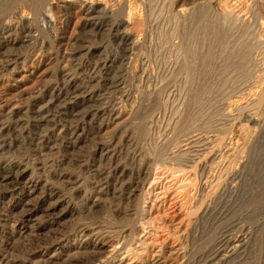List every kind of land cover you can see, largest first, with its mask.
I'll return each mask as SVG.
<instances>
[{
    "label": "bare ground",
    "instance_id": "obj_1",
    "mask_svg": "<svg viewBox=\"0 0 264 264\" xmlns=\"http://www.w3.org/2000/svg\"><path fill=\"white\" fill-rule=\"evenodd\" d=\"M55 13L66 23L80 15L74 37L55 31ZM37 48L56 65L43 70L35 90L0 106V203L24 197L4 220L19 221L9 247L35 244L29 264H101L124 253L120 264H163L168 248L170 264H184L194 227L228 219L215 238L192 239L199 264L257 263L264 241V0H0V72L24 83L42 68L26 67ZM83 151L88 158L77 157ZM73 159L88 164L90 181L55 174V163ZM156 169L188 181L186 213L178 208L174 223L188 220L191 230L179 228L177 240L160 241L157 253L151 247L152 262L128 263L132 236L144 229L138 211L121 204L142 199ZM60 185L76 197L60 196ZM260 217L254 237L240 228ZM9 251L0 247V264H16Z\"/></svg>",
    "mask_w": 264,
    "mask_h": 264
},
{
    "label": "rangeland",
    "instance_id": "obj_2",
    "mask_svg": "<svg viewBox=\"0 0 264 264\" xmlns=\"http://www.w3.org/2000/svg\"><path fill=\"white\" fill-rule=\"evenodd\" d=\"M54 18L57 21L55 23V31L56 32L59 33L60 30L61 31L65 30V31H67V36L69 38H72L76 35V32L78 31V29L80 27V23H81V19H79L80 18L79 14L74 16V18L67 23H66L65 19L60 16L59 13H57V14L55 13ZM54 43H53V46L55 48L56 47L58 48L57 43L56 42H54ZM33 50H30V52H31V53L29 52L30 55L28 54L29 56H28V60L26 61V67L36 68L37 66L41 65L42 68L36 74H34L32 77H30L28 80H26L24 83L19 84V83L14 82L13 73H11V72L9 73V71H1L0 72V79L4 76L7 78V79L5 77L3 78L4 81H7V85L4 88H0V106L5 105L7 102H11V101L18 99L21 92L26 90V89L35 90L37 87H39L41 85V79H42L41 74H42L43 70H46L50 67H54L56 65L54 62H51L48 59L49 57L46 55V53L44 52L43 49L37 48V49H33ZM81 153L78 154L77 157L80 156L82 159H86V157L88 158L89 154L86 151H83ZM75 159H77V158H75ZM69 163H72V164H69ZM55 164H54L55 167L53 166V170H54L55 174L60 173L61 175L66 176V177H70L72 175L77 177L76 175H78V177L80 179L84 180L85 183H87L88 181H90L92 179L91 170H90L91 168L86 163L80 164L78 162H75V160L73 159V160L69 161L68 163H66L65 166H60L58 163H55ZM156 170L153 173L154 175L152 174L149 181L145 184L146 186L144 185L143 193H142L143 194L142 199L140 198V199L134 201V203H132V204H130L127 201H124V204L123 203L121 204V209L122 210L124 209L123 211H128L129 209H135L136 212L137 211L139 212V213L137 212V221L142 223L143 229L145 230V231L142 230L141 233L139 232V234L135 233V235L132 236V241H131V244L129 247V255H128V259L130 260V262H128V263H131L132 261L137 262L140 259H144V258H145L144 260H147L148 262H152L154 260L155 256H154V253L152 254V252H149V251H152L151 247L154 248L156 253H157L158 250L160 251L164 246L163 245L164 242H160V241H164L165 238H167V237L171 238V240H175V241L177 240V230L179 228L182 230L181 232H184V233L187 230H191V228H190L191 222L188 220H185L184 222L185 223L188 222V223H186V224L183 223L182 226H178L177 222L174 223L175 222L174 216L176 214H178L180 211L178 208H181L182 213L183 212L186 213V210L183 209L182 207L184 206V203H186V198H187L185 195L186 187H184V186H186L188 184V181L185 180L182 177V174H180V173L175 174L172 171H167V170L163 171V170H159V169L157 171ZM57 171H59V172H57ZM62 172H64V173H62ZM75 173H77V174H75ZM60 174H57V175H60ZM161 174L162 175L164 174V175L162 176ZM170 176H171V178H170ZM58 179L59 178H57L56 180H58ZM179 181H182V182H179ZM178 182H179V184H178ZM182 186L185 190L182 188ZM176 189H178V191H176ZM165 194H167V195H165ZM65 195L70 196L71 198L76 197L70 189L68 191L67 189H65L64 187L61 186L60 196H65ZM176 197L180 198V199H177ZM22 199H24V197L22 194H20L18 196L13 197V198L7 197L6 199H4V201H2L0 203V211H1L0 214H2V215H0V217H1L0 218V247L2 249H6V250H12V251H9L10 256H11V262L12 263L15 262L16 264H26L27 263L26 260L29 258V256H28L29 250L32 249L34 246H36L35 244H32L30 247V245L24 246V245H21L20 243H18L14 246H17V245H20V246H17L15 248H14V246L9 247V237L13 234V230H14L13 228L10 229V227L11 226H16V227L19 226V221L17 219L18 216H17L15 221H11L12 223L10 222L9 224L8 223L6 224V222L4 220L8 219V217L10 215L9 212H11L10 210H12L13 205H15V203H17L18 200H22ZM171 201H172V203H171ZM42 205H43V203H40V202L37 203V206L41 207ZM139 208H140V210H138ZM112 211H109V214L112 215L113 218H115L119 224H121V223L125 224L126 221L121 220L119 218L117 219L115 211H113V212ZM185 213H183V214H185ZM168 220H169V222H168ZM262 220H263V218L260 217L259 221L258 220L257 221H252V220L251 221L250 220L243 221L242 222L243 224L242 223H241L242 225L240 224V226H241L240 228L242 229V228L247 227L248 228L247 230H249V232H250L249 233L250 237L251 236L254 237L255 233H252V232H254V230L256 231L255 227H257L259 224H261ZM170 221H171V224H170ZM222 222H223V224H222ZM13 223H14V225H13ZM229 223H230V221L228 219H226V220H222V221L217 222V223L211 222V221L210 222L205 221L204 223L203 222H201V224L199 223L200 225L197 224V226L194 227V230L195 229L196 230L195 231L193 230L194 236L192 237L191 233H190L189 236L184 240L185 244L183 243L184 249L187 250V258H186V260H185L186 262H184V264H199V257L197 254V250H193L194 253L192 252V249L194 246L193 240H196V239L200 240V238H201L200 236L204 235V233H209V232L212 235V237H210V239H213L216 236H218L223 231L224 227L228 226ZM164 224L167 227V229L164 226ZM224 225H226V226H224ZM148 226L150 227L149 229H148ZM155 226H157V227H155ZM160 226L163 227L164 229L163 228L161 229ZM200 226H202V227H200ZM221 226H222V228H221ZM158 227H160V229ZM171 227H172V229H171ZM183 227H185V228H183ZM155 228H156V230H155ZM240 228L234 229L232 231V233L233 234L241 233ZM155 231H157V232H155ZM263 245H264V241H263ZM263 245H261V247L258 248V252L256 254L257 258L255 257V259H254V261L257 262L256 264H261L260 258L264 259V246ZM26 247H28V248H26ZM142 250H144V251H142ZM140 251H141V253H140ZM169 251H170L169 248L165 249L161 254V259H162L161 262L163 264H170V261L172 260V250L170 252ZM188 251H190V252H188ZM124 255H125V253L123 255H121L120 257H116L115 255H110V256L108 255L104 259L105 261L103 260V262L101 264H120L119 259L122 258ZM146 256H147V258H146ZM151 256H152V258H151ZM166 256H167V258H165ZM13 258H14V260H13ZM83 258L84 257H79V259H80L79 261H83V260L85 261V258L84 259ZM131 258H133V259H131ZM16 259H17V261H16ZM75 263L76 262H73V261L72 262H70V261L64 262V264H75ZM27 264H29V263H27Z\"/></svg>",
    "mask_w": 264,
    "mask_h": 264
}]
</instances>
